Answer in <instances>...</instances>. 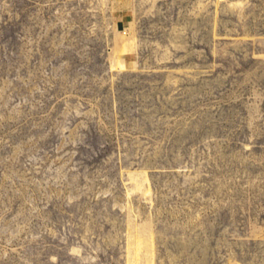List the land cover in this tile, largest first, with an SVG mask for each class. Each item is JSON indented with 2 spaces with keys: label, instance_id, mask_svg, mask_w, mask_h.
<instances>
[{
  "label": "rangeland",
  "instance_id": "374dc122",
  "mask_svg": "<svg viewBox=\"0 0 264 264\" xmlns=\"http://www.w3.org/2000/svg\"><path fill=\"white\" fill-rule=\"evenodd\" d=\"M0 264H264V0H0Z\"/></svg>",
  "mask_w": 264,
  "mask_h": 264
},
{
  "label": "bare ground",
  "instance_id": "6f19581e",
  "mask_svg": "<svg viewBox=\"0 0 264 264\" xmlns=\"http://www.w3.org/2000/svg\"><path fill=\"white\" fill-rule=\"evenodd\" d=\"M126 36L123 38L122 44L119 47V53L118 54H119L120 57H123L124 54H127V53H129V52L132 51V44L133 43H131L130 38L129 37H126ZM115 67L118 68V69H124V68H126V65L119 61L114 66V68Z\"/></svg>",
  "mask_w": 264,
  "mask_h": 264
}]
</instances>
